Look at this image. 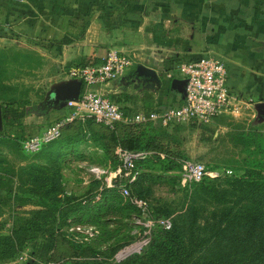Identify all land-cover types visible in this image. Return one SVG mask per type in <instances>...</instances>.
Returning a JSON list of instances; mask_svg holds the SVG:
<instances>
[{
  "label": "rangeland",
  "instance_id": "374dc122",
  "mask_svg": "<svg viewBox=\"0 0 264 264\" xmlns=\"http://www.w3.org/2000/svg\"><path fill=\"white\" fill-rule=\"evenodd\" d=\"M15 50L39 55V65L21 67L18 57L10 53ZM0 51V107L10 105L0 129V264H120L141 255L150 234L136 223L134 211L107 209L92 213L85 222L70 223L74 219L67 210L70 203L94 194L97 199L99 192L114 188V153L106 159L89 141L70 150L61 139L34 154L21 149L25 136L70 115V104L46 106V95L68 79L70 68L93 61L60 64L58 55L53 61L46 52L5 47ZM27 64L34 65L32 61ZM122 90L119 105L126 103L123 95L136 93L132 88ZM124 105L129 115L150 111L132 102ZM246 130L264 138V113L246 100H234L209 124L161 126L160 132L169 136L174 164L143 166L141 177L130 182V190L149 204L154 215L173 220L189 203L194 187L180 183L182 161L199 162L206 170L217 171L215 183L226 187L223 176L237 169L245 156L240 133ZM156 152L164 157V152ZM111 161L116 162L114 166ZM195 200L204 212L212 207Z\"/></svg>",
  "mask_w": 264,
  "mask_h": 264
},
{
  "label": "crops",
  "instance_id": "0c3cea01",
  "mask_svg": "<svg viewBox=\"0 0 264 264\" xmlns=\"http://www.w3.org/2000/svg\"><path fill=\"white\" fill-rule=\"evenodd\" d=\"M1 47L58 55L60 64L98 63L108 48L132 55L101 88L127 115L128 102L150 111L179 103L181 87L165 75L176 79L174 64L203 54L226 65L236 101H264V0H0ZM138 64L158 80L136 76ZM125 87L136 93L119 105Z\"/></svg>",
  "mask_w": 264,
  "mask_h": 264
},
{
  "label": "trees",
  "instance_id": "16d2710c",
  "mask_svg": "<svg viewBox=\"0 0 264 264\" xmlns=\"http://www.w3.org/2000/svg\"><path fill=\"white\" fill-rule=\"evenodd\" d=\"M10 53L18 57L21 67L26 69H32L40 63L39 55L34 53L17 50ZM28 61L34 65L27 64ZM1 84L0 81V87ZM9 106L1 108L2 118H7ZM160 128L158 123L151 121L118 122L108 128L91 119L71 120L61 126L57 139L44 144L40 150L61 139L70 150L77 144L89 141L106 159L113 158L115 146L165 153L164 157L153 154L137 161L139 173L131 181L133 183L141 177L143 166L153 163L161 165L164 161L174 164L176 158L169 151V136L161 133ZM240 135L245 156L237 169H229V175L223 176L226 187L215 183L218 177H203L194 182L189 203L170 220L169 228H152L143 253L120 264H264V138L251 130L241 132ZM111 162L113 166L116 163ZM115 182L114 188L99 192L97 199L94 194L70 203L67 210L74 218L70 223L85 222L92 213H101L107 209L134 211V216L137 215V210L120 195ZM195 199L209 203L211 209L204 212Z\"/></svg>",
  "mask_w": 264,
  "mask_h": 264
},
{
  "label": "built area",
  "instance_id": "2783aa9c",
  "mask_svg": "<svg viewBox=\"0 0 264 264\" xmlns=\"http://www.w3.org/2000/svg\"><path fill=\"white\" fill-rule=\"evenodd\" d=\"M135 63L132 55L116 50L106 49L98 63L72 67L68 79L80 81V92L76 101H68L70 115L63 120L51 122L40 131H34L22 140L21 149L25 154H34L40 148L60 135L61 126L71 120L91 119L96 123L112 128L118 122H156L162 127L177 123L209 124L212 119L228 110L235 96L227 83L228 69L223 61L213 55L203 54L190 60H181L174 64L176 79L183 80L181 101L175 105L155 108L147 112L127 115L116 104L115 100L106 97L102 86L122 76ZM170 81V72L165 75ZM113 153L117 165L113 171V181L121 195L137 210L134 220L141 225L144 232L152 228L167 229L169 217H156L149 204L132 194L128 183L139 173L137 161L144 160L155 152L152 150H132L115 146ZM180 171V183L189 186L203 177H217L215 170H206L199 162L183 160ZM143 220V221H141Z\"/></svg>",
  "mask_w": 264,
  "mask_h": 264
},
{
  "label": "water",
  "instance_id": "95a60500",
  "mask_svg": "<svg viewBox=\"0 0 264 264\" xmlns=\"http://www.w3.org/2000/svg\"><path fill=\"white\" fill-rule=\"evenodd\" d=\"M133 72L138 77H146L150 80L153 79L157 81V75L155 71L150 68L146 67L142 64H138L135 66ZM184 81L179 79H171L170 80V87L171 88H180L181 93L182 85ZM80 92V81L77 79H67L66 81H62L61 83L54 86L46 95V99L44 104L46 106H61L63 103L68 101H76L78 99ZM255 108L258 111H264V101L258 102L255 104ZM2 127V109L0 107V129Z\"/></svg>",
  "mask_w": 264,
  "mask_h": 264
}]
</instances>
